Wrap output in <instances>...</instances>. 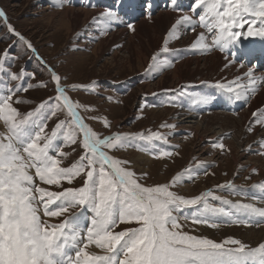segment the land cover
<instances>
[{
  "label": "snow or ice",
  "instance_id": "snow-or-ice-1",
  "mask_svg": "<svg viewBox=\"0 0 264 264\" xmlns=\"http://www.w3.org/2000/svg\"><path fill=\"white\" fill-rule=\"evenodd\" d=\"M69 2L71 0H55L57 7ZM171 3L175 5V0ZM143 4L145 9L151 8L150 0H143ZM119 5L120 0H116L115 8L100 14L105 24L124 23L118 12ZM201 7L204 11L198 21L211 34V44L205 42L206 36L201 32L191 45L192 49L210 51L216 48L227 53L242 38L264 40V0H194L191 11L195 13ZM175 10L182 11L179 7ZM146 15L151 18L150 11ZM0 17L7 19L2 10ZM97 19L94 17L93 23ZM185 24L195 30L193 17L181 15L166 33L160 53L171 51L168 47L170 41L178 38V27ZM126 26L135 31L134 23L127 22ZM8 28L36 54L31 42L15 32L11 25ZM160 53L150 58L146 72L155 75L171 66V61L158 58ZM7 55L5 50L4 56ZM4 71L5 60L0 59V73ZM48 71L55 82L57 95L27 113L14 107V103L26 101H13V96L16 91L27 92L32 85L6 89V94L0 90V122L4 127L0 132V264H264V242L256 247L233 237L217 242L183 231L184 225L180 223L183 219L190 220L193 225L217 228L216 218L226 217L232 224L251 226L255 223L259 226L260 221L253 220V217L264 218V208H257L253 203H233L214 196L210 191L186 198L170 190L186 174L190 176L191 169L177 174L169 183L145 186L135 171L126 166L129 161L116 158L105 149L132 146L136 139L151 143L166 141V138L158 132L135 136L122 133L99 135L77 111L81 105L68 95L69 89L78 86L62 85L61 75L51 67ZM23 75V71L8 74L11 80H20ZM244 76L248 81L246 85L239 83L241 78L236 77L227 83H217L216 87L225 89L237 101H247L255 93L257 81L251 68ZM83 107L88 110L86 105ZM64 110L71 119L58 120L49 133L48 122L57 117L58 111ZM252 115L256 117L257 112ZM104 123L110 127L107 120ZM256 123L264 125V112L260 113ZM247 130L252 132L253 128L250 126ZM57 140L62 144L54 143ZM65 144H78L84 149L78 161L69 167H62L61 159L57 158L66 155L60 150ZM214 146L224 148L222 143ZM261 147L264 148V142ZM148 150L156 158L172 155L155 144ZM260 155H264V151ZM31 169L44 184L62 190L34 187ZM76 177L83 179L80 187L62 186V182L71 185ZM209 197L220 201L221 205H228V209L213 206ZM39 205L43 206V216H68L59 224H49L42 219ZM189 208L191 213L184 215V210ZM74 209L79 211H72ZM85 212L90 217H86ZM120 225L125 227L117 231ZM91 246L104 254L89 251Z\"/></svg>",
  "mask_w": 264,
  "mask_h": 264
},
{
  "label": "rangeland",
  "instance_id": "rangeland-1",
  "mask_svg": "<svg viewBox=\"0 0 264 264\" xmlns=\"http://www.w3.org/2000/svg\"><path fill=\"white\" fill-rule=\"evenodd\" d=\"M153 1L155 2L151 18L146 15L143 0L140 1L144 7L141 11V19L133 21L130 20V16L126 15L128 21L134 23V26L143 21L146 23V25L140 26L139 30L132 31L127 26L121 27L119 22L111 26L105 24L104 18L98 12L105 11L106 6L109 9L113 2L115 5L112 8H115L116 0H71V2L65 3L63 7H57L55 0H0V10L7 17L6 20L0 17V59L5 60V71L0 73V90L6 94V89L32 85L27 92L16 91L13 96V101H26L25 103H14V107H17L21 113H27L42 101L49 98L54 99L57 95L55 82L51 80L48 71L49 67L54 68L62 77V85L78 86L75 89H69L68 95L75 103L81 105L77 111L99 135L122 133L135 136L139 133L147 135L158 132L166 138V141H152L151 144L157 145L159 143L156 142H165L163 148L168 149L172 155L164 158L147 156L148 163L142 161L133 163L136 160V155L144 153L140 150L141 146L143 144L150 145L147 141L136 139L132 146L121 149H105L110 155L129 161L126 166L135 171L137 176L141 178L140 182L145 186L169 183L177 174L184 172L185 169H191L190 176L186 174L182 181L175 184L170 190L186 198H192L210 191L214 196L235 203L238 201H234L230 192L235 189L237 190V198L242 195L249 201L259 203L261 198L264 199L263 192L258 191L259 195L263 193V197L256 195V190H262V186H264V155H260V152L264 151V148L261 147V143L264 142V125L256 123V120L264 109V103L254 108L252 105L263 89L264 82H261V78H264V73L253 70L251 66L247 67L239 62L233 63L234 58L231 52H237V48L241 51L253 48L262 44L264 40L242 38L240 43L227 54L216 48H212L210 51L192 49L191 45L195 40L189 41L187 38L195 32H203L207 43L211 44V34L207 33L198 21V16L203 14L204 9L202 7L197 8L193 13L191 8L194 0H175L183 9V14L176 12L178 15L195 14L193 17L195 32L192 30V26L187 24L180 26L179 32H177L179 37L175 43L178 41L179 44L183 43L176 44L174 48V43L170 42L168 47L171 51L166 54L160 53L162 42L170 29H161L158 24L152 26L149 20L159 14L176 13L172 12L174 5L171 0ZM49 3L53 6H50ZM123 4H129V2L120 0L121 8L119 7L118 10L120 13H128L131 7L128 5L124 9ZM183 5H188V9L186 10ZM46 8L56 11L66 8L93 12L92 20L89 21V27L85 26L82 30L77 29L69 34L54 27L55 20L47 19L48 15L44 13L47 11ZM94 17L98 18L95 23H93ZM8 25H11L15 32L20 33L27 41L31 42L36 49V54H33L18 37L9 31ZM92 27L94 29L91 30ZM246 28L247 25H245L244 30ZM126 29L128 30L125 34L122 33V30ZM102 32H105L110 43L113 42L111 43L113 47L112 45L106 46L102 53H94L90 47L97 44V37ZM134 36L135 38H133ZM128 38L131 39L132 46L130 43L128 44ZM161 38L163 39L160 47L149 51L152 48V42ZM5 50L8 53L7 57L4 56ZM140 51L148 53V60L147 66L145 65L139 71L136 66H129V61L133 62L132 52L136 54ZM158 53H160L158 58L164 62L171 61V66L159 74L153 75L145 70L148 68L150 58ZM214 53L230 60L232 64L240 67V70L233 72L226 70L225 77L221 79L220 71H216L217 69H214L210 65L211 63L209 64L210 60H207L208 65L204 62L205 59L212 58ZM39 58H42L46 63H42ZM195 60L200 61V67L197 69H194ZM186 61H189V64L185 63ZM181 63L183 66H181L180 71L184 73V76L181 77V81L175 80L170 83L174 68ZM249 68L252 69L257 83L255 84V93L251 94L247 101H237L225 89L216 87L217 83H227L236 77L241 78L239 83L246 85L248 81L244 74L248 72ZM22 71L24 75L20 80H11L8 76L9 73L20 74ZM185 72L191 73L189 79L184 78L187 75ZM159 80L160 83L157 85ZM41 84L45 86L41 87ZM81 85L83 87H79ZM204 90L206 92L211 91L213 96L217 95L209 98L208 110L205 109V101L201 102L196 99V93L201 95ZM181 92L193 94L194 110L196 111L197 108L202 110L204 106V111L201 113H199L200 111L197 113L193 111L192 114H187L180 109L173 108L172 105L162 107L161 103L164 100L174 99L175 102ZM225 101L232 104L234 111L214 109L217 106L223 107ZM85 105L87 111L83 107ZM253 112H257L256 117L252 115ZM65 119H71L66 110L58 111L57 117L48 122L47 131L50 133L58 120ZM105 120L109 122L110 127L105 126ZM180 120L188 123L176 124V121ZM0 124L1 130L4 131L2 122ZM162 125H174L175 127ZM250 126L254 132H248L247 129ZM54 143L62 144V141L57 140ZM217 143H222L224 148L215 147L214 145ZM60 150L66 154L57 157L61 159L62 167H69L78 161L79 156L84 152V149L78 144H65ZM82 183L83 179L76 177L71 185L62 182V186L64 188L80 187ZM34 184L50 191L62 190L55 185L44 184L36 176ZM243 192L246 195H243ZM208 200L213 206H223L226 209L229 207L228 205H221L220 201L213 200L212 197H209ZM39 207L42 219L49 224H59L68 216V214L59 218L43 216V206L39 205ZM191 211V208L185 209L183 214L189 215ZM87 216L90 217V214L87 213ZM216 220L219 224L217 228H210L207 225H193L190 220L185 221L183 219L180 223L184 225L183 231L211 238L217 242L227 237L240 239L250 247H256L259 243L264 242V218L253 217V220L260 221L259 226H256L255 223H252L251 226L232 224L226 217H217ZM124 227V225H120L116 230H122ZM95 253L104 254L102 251Z\"/></svg>",
  "mask_w": 264,
  "mask_h": 264
},
{
  "label": "bare ground",
  "instance_id": "bare-ground-1",
  "mask_svg": "<svg viewBox=\"0 0 264 264\" xmlns=\"http://www.w3.org/2000/svg\"><path fill=\"white\" fill-rule=\"evenodd\" d=\"M48 7V6H47ZM45 10H47V11H43L44 13H47V15H48V17H47V19H49V20H52V19H54L55 21H54V27L57 29V30H64V31H66L67 33H69V34H72L74 31H76L77 29H80V30H82L85 26L86 27H89L88 26V24H89V21L90 20H92L91 19V16H92V14H93V12H89V11H83V10H73V9H66V8H64V9H62V10H60V11H56V10H52V9H50V8H46ZM98 12H100V14L101 13H103L104 11H98ZM179 14H182V13H179ZM181 15H178L177 13L176 14H170L169 12L168 13H164V14H159V15H157L156 17H154V18H152V19H150L149 20V23H151V25L153 26L154 24H158L159 25V27L161 28V29H167V28H169V29H171V26H172V24L176 21V19L177 18H179ZM142 21V20H141ZM91 22V21H90ZM143 25H146V23H145V21H143L142 23H139V24H137V25H135V30L137 31V30H139V28H140V26H143ZM183 26V25H182ZM92 29H94L93 27L91 28V30ZM180 29V26L178 27V30ZM128 29H126V30H122V33H124L125 34V32L127 31ZM103 31V30H102ZM181 31V30H180ZM97 32V31H96ZM129 32H131V31H129ZM179 32V31H178ZM195 32V31H194ZM76 33V32H75ZM92 33V32H91ZM90 33V34H91ZM199 33L200 32H195V33H193L192 35H190L187 39H189V41H194V40H196L197 38H198V35H199ZM139 34V33H138ZM178 34V33H177ZM87 36H88V34H87ZM136 36V35H135ZM135 36L133 37V38H135ZM178 37H179V35H177ZM89 37H92V36H89ZM96 37V36H95ZM138 37V36H137ZM98 38V41H97V44L95 45H93V44H91V45H93L92 47H90V48H92L93 49V52L94 53H102V51H103V49L106 47V46H111L112 45V47H113V44H111V43H113V42H109V40L107 39V35L105 34V32H104V34H100V36H98L97 37ZM114 38V37H113ZM112 39V38H111ZM162 39L163 38H161V39H158V41H154V42H152L153 44H152V48L149 50V51H151L152 49H158V47H160V45H161V41H162ZM186 39V38H185ZM176 40L177 39H175V40H172V41H170L171 43H174V45H173V47L176 45V44H179L178 42L177 43H175L176 42ZM184 40V39H183ZM183 40H180V41H183ZM115 41V40H114ZM185 41V40H184ZM127 42H128V44L130 43V45L132 46V41H131V39H127ZM187 42H188V40H187ZM206 43H207V40L205 41ZM183 43V42H182ZM182 43H180V44H182ZM85 44V43H84ZM116 43H114V45H115ZM179 44V45H180ZM188 44H190L189 42H188ZM192 44V43H191ZM117 45V44H116ZM186 45V44H185ZM184 45V46H185ZM82 46V45H81ZM169 46V45H168ZM171 47V46H170ZM175 48V47H174ZM112 49V48H111ZM160 49V48H159ZM215 55L214 56H212V58L210 57L209 59H205V63L207 64L208 63V61H209V64L210 65H212L213 67H214V69H217L216 71H220V75H222L221 76V79H223L224 77H225V74L227 73V71H231V72H233V71H235V70H240V67H238V66H236V65H234V64H232L231 63V61L230 60H228V59H226V58H224L222 55H220V54H218V53H214ZM213 55V54H212ZM131 57L133 58V62L130 60L129 61V66L130 65H134V66H136V68H138V70L140 71V70H142L143 69V67L146 65V62H147V60H148V53H146V52H144V51H140L139 53L137 52L136 54L135 53H133L132 52V55H131ZM208 60V61H207ZM150 61V60H149ZM195 63V65H194V69H197L198 67H200L199 66V64H200V61L199 60H195L194 61ZM185 63H188L189 64V61H186ZM184 63V64H185ZM192 63V62H191ZM203 65H205L204 63H202ZM208 65V64H207ZM225 65H227V67H225ZM147 66V65H146ZM181 66H183V63H181V64H178V66H176L175 68H174V72L172 73V75H171V77H170V83H172L173 81H175V80H178V81H181V77L182 76H184V73H182L181 71H180V68H181ZM188 66V65H187ZM205 67V66H204ZM227 70V71H226ZM192 72V71H191ZM186 73V72H185ZM216 73V72H215ZM187 75H185V79H189L188 77H190L191 76V73L190 72H187L186 73ZM231 74V73H230ZM199 76V75H198ZM165 77H166V75H165ZM197 80H198V78H197ZM159 83H160V80H159V82L157 83V85H159ZM158 88H160V87H158ZM264 103V86H263V89L261 90V92H260V95L255 99V101H254V103H253V105H252V107L254 108V107H257L258 105H261V104H263ZM165 110V109H164ZM166 111V110H165ZM225 119V118H224ZM204 120V119H203ZM205 122V121H204ZM173 123V122H172ZM177 123H182V124H187L188 122L187 121H176V124ZM191 123V122H190ZM206 123H208L207 121H206ZM205 124V123H204ZM182 126V125H181ZM234 128V127H233ZM237 128V127H236ZM223 130V129H222ZM256 131V130H255ZM0 132H3L2 130H1V124H0ZM254 132V131H253ZM222 133H224V132H222ZM259 135V134H258ZM259 138V137H258ZM237 139V138H236ZM259 140V139H258ZM262 151V150H261ZM149 157V155L148 154H146V153H142V154H140V155H136V160L135 161H133V163H137L138 161H142L143 163L144 162H146V163H148L147 162V160H148V157ZM241 158V157H240ZM132 163V162H131ZM231 194L233 195V197H234V201L236 200V201H239V202H243V203H253L254 204V206L255 207H257V208H264V199H262L261 198V201H258L259 203H255L254 201H249V200H247V199H245V198H243L242 197V195H241V197H239V198H237V190H235V189H232L231 191ZM242 194V193H241ZM253 200H254V198H253ZM263 200V201H262ZM262 230V229H261ZM89 251H94V252H97V251H102V250H100V249H97V248H95V246H91L89 249H88Z\"/></svg>",
  "mask_w": 264,
  "mask_h": 264
}]
</instances>
